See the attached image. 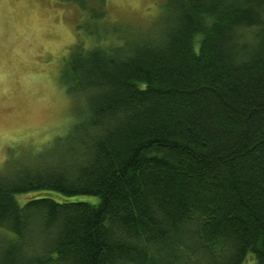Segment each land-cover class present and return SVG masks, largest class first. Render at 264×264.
Returning a JSON list of instances; mask_svg holds the SVG:
<instances>
[{"label": "trees", "instance_id": "16d2710c", "mask_svg": "<svg viewBox=\"0 0 264 264\" xmlns=\"http://www.w3.org/2000/svg\"><path fill=\"white\" fill-rule=\"evenodd\" d=\"M117 29L65 59V139L0 170V264H264V0H167Z\"/></svg>", "mask_w": 264, "mask_h": 264}, {"label": "rangeland", "instance_id": "374dc122", "mask_svg": "<svg viewBox=\"0 0 264 264\" xmlns=\"http://www.w3.org/2000/svg\"><path fill=\"white\" fill-rule=\"evenodd\" d=\"M166 4L167 0H0V170L30 163L38 152L64 140L76 121L83 99H74L60 80L71 48L80 39L86 47L119 41L115 27L128 33L159 26ZM100 6L106 12L101 23L92 16ZM95 23L101 26L98 36L89 32ZM45 195L61 199L47 191L17 198L24 204ZM255 263L253 254L244 262Z\"/></svg>", "mask_w": 264, "mask_h": 264}]
</instances>
